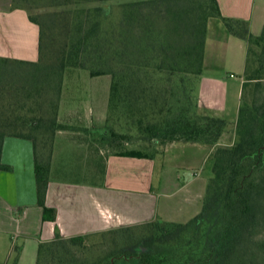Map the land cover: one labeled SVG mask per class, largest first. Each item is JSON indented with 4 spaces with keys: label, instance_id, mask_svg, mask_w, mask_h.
Listing matches in <instances>:
<instances>
[{
    "label": "trees",
    "instance_id": "1",
    "mask_svg": "<svg viewBox=\"0 0 264 264\" xmlns=\"http://www.w3.org/2000/svg\"><path fill=\"white\" fill-rule=\"evenodd\" d=\"M12 6L38 25L39 56H0V171L9 168L1 159L4 139H31L38 204L49 220L55 209L45 204L49 166L38 153V135L49 137L50 153L55 131L66 127L57 114L67 67L110 74L106 121L122 126L112 129V141L135 131L144 141L213 145L226 120L192 111L209 19L221 17L247 43L237 139L210 155L201 210L186 222L155 218L70 236L56 228L39 242L35 264H264V26L252 34L247 20L224 16L218 0H12ZM140 242L141 250L124 246Z\"/></svg>",
    "mask_w": 264,
    "mask_h": 264
},
{
    "label": "crops",
    "instance_id": "2",
    "mask_svg": "<svg viewBox=\"0 0 264 264\" xmlns=\"http://www.w3.org/2000/svg\"><path fill=\"white\" fill-rule=\"evenodd\" d=\"M218 3L224 16L247 20L252 33L264 26V0H218ZM221 34L227 47L243 46L234 40L238 36L227 29ZM0 56L24 60H36L39 56L38 25L29 19L24 8H14L12 0H0ZM244 64L240 67L242 70ZM209 83L218 87L220 80L211 76ZM64 93L65 86L60 94L57 118L66 127L56 130L53 135L45 195V204L55 209L54 220L44 219L43 208L38 204L34 142L18 136L4 139L1 159L9 168L0 171L1 264L14 261L35 264L39 242L52 239L56 228L63 236H70L155 218L186 222L201 210L207 178L196 172L181 179L173 168L168 179L166 173L160 176V187L155 189L154 160L150 155L118 154L115 150L104 156L103 172L97 170L94 159L104 152L101 147H95L93 134L106 120L109 94L105 109L103 100L98 107L87 100L79 107L68 100L64 102ZM193 97L198 112L216 115L212 102L200 96ZM68 147L83 151L82 158L89 164L84 167L86 176L51 174L53 162ZM178 150L187 158V164L201 160L196 156L207 151L206 143L175 141L166 146L164 153L177 155Z\"/></svg>",
    "mask_w": 264,
    "mask_h": 264
},
{
    "label": "rangeland",
    "instance_id": "3",
    "mask_svg": "<svg viewBox=\"0 0 264 264\" xmlns=\"http://www.w3.org/2000/svg\"><path fill=\"white\" fill-rule=\"evenodd\" d=\"M45 10L47 11L46 14L50 11L49 8H45ZM39 11H41V8ZM262 27L263 26H260L257 33L250 32L254 35H258L262 32ZM225 30L226 27L221 17L213 16L209 19L205 40V62L201 75L195 79L193 89V95L195 97L200 96L207 102H212L213 111L216 113V116L222 117L226 120L225 128L218 139L220 143H218V141L213 145L206 143L207 151L199 152L198 156H196L201 160H198L197 162L192 160L190 162L191 164H187L185 162L187 158L184 155H181L179 150V153L177 154L178 156L176 153L175 155H167L164 151L166 146H170V144L175 141L181 144L188 141L173 140L163 144L153 139H150V141H144L139 139L135 131H131L132 135H126V138H118L114 136V141H112V131L116 129L117 132H121L122 126L119 124L116 125L115 128H112L110 123H107L105 120L104 123L101 124L100 129L94 130L93 134L97 144L95 147H101L104 152L103 155H100V158L96 159L94 157L93 164L97 167V170L101 173L103 172L105 167L104 156L106 157L107 152L113 151L116 148H126L128 152L150 155V158L154 160L153 185L155 189H159L160 187L159 180L162 177L161 175L166 173V179H168L169 173L174 169L175 173H177L181 179L185 178L189 173L192 174L196 172L198 176L207 178L208 180L211 176L210 155L216 147L230 145L237 139L236 119L239 104L241 103L240 91H242L241 84L243 79V70L240 67L245 63L244 56H246L247 43L244 38L241 39L240 37H234V40L240 42L243 46L241 45V48H238V46L232 47V45L227 47L226 39L221 34V32ZM49 45L52 47L55 46L51 43H49ZM230 73H233V76H231ZM90 74V71L83 67H67L65 69L62 80V89L65 86L64 102L68 100L69 103L76 104L78 107L83 104L85 100L92 101L96 107L99 106L102 100L103 102L105 101V103L107 102L106 96L109 94L111 82L110 74H97L93 75V77L91 76L92 74ZM211 76H216V78L220 80V83L217 84L219 85L218 87H214L209 83V78ZM220 93H222V95H220ZM244 95L245 99L249 101L251 99V90H245ZM105 105L106 109L107 103ZM105 105L103 103V107ZM192 111L195 116H197L196 112L197 114L199 113L198 110L194 108ZM40 137L41 135H38V153L45 161L48 160V166L50 168L49 137H47L48 139L45 137V140L40 139ZM62 152L60 158L53 162L51 174L59 177L72 176L80 178L83 176L85 174L83 172H86L87 170L84 167L89 165L87 161L82 158L84 155L82 153L83 151L81 149L78 150V148L68 147ZM86 243H89V241L87 240ZM143 244L144 243L140 242L132 247H128L127 244H124V246L130 250H141L144 248ZM120 264L126 263L121 262Z\"/></svg>",
    "mask_w": 264,
    "mask_h": 264
},
{
    "label": "built area",
    "instance_id": "4",
    "mask_svg": "<svg viewBox=\"0 0 264 264\" xmlns=\"http://www.w3.org/2000/svg\"><path fill=\"white\" fill-rule=\"evenodd\" d=\"M233 76V74H231Z\"/></svg>",
    "mask_w": 264,
    "mask_h": 264
}]
</instances>
